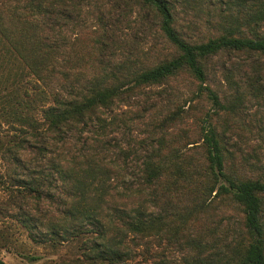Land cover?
Listing matches in <instances>:
<instances>
[{
	"label": "trees",
	"instance_id": "1",
	"mask_svg": "<svg viewBox=\"0 0 264 264\" xmlns=\"http://www.w3.org/2000/svg\"><path fill=\"white\" fill-rule=\"evenodd\" d=\"M176 2L0 0L6 205L37 243L78 240L56 264H264V0L219 1L205 41L183 36ZM132 16L173 52L150 66L159 46L129 49ZM58 199L55 219L43 203Z\"/></svg>",
	"mask_w": 264,
	"mask_h": 264
},
{
	"label": "rangeland",
	"instance_id": "2",
	"mask_svg": "<svg viewBox=\"0 0 264 264\" xmlns=\"http://www.w3.org/2000/svg\"><path fill=\"white\" fill-rule=\"evenodd\" d=\"M177 16L179 20V29L183 36L189 41H205L210 37L216 36V32L213 30V26L219 22L218 16H216V11L220 8L218 6L221 0H176ZM229 2V0H226ZM193 6V9H191ZM189 12V14H187ZM135 16V15H134ZM134 16L131 17V22L121 23L117 25V34L125 39L129 44V49H135L134 53L148 52L155 44L159 46L161 55L154 54L151 52L148 56L151 58L149 64L154 65V60H163L168 54L173 52V48L169 45H164V40L155 38L157 29H154L149 34H144L142 32H137L134 34L129 26L134 28ZM113 21V19H110ZM190 21L197 22L196 26L189 27ZM90 28L84 31L85 35H93L92 30L95 28L93 22L89 23ZM115 29V28H114ZM117 30V29H116ZM73 31L69 32L70 36H74ZM160 58V59H159ZM223 61L229 68H232L234 62H239L241 59L232 55L230 58L223 56ZM216 75L221 79L223 84L227 86V82L224 76L219 70H217ZM3 73H0V141L6 142L8 139L12 138V112L10 110L12 106L8 103V100H12V82H2ZM176 88V86L174 87ZM188 92L187 89H184ZM142 97V96H141ZM188 95L181 94L178 96L177 91L174 92V99L178 101V104H184L182 99L187 98ZM180 99V100H179ZM139 101H142L141 99ZM190 107V103L185 106V109ZM3 110V111H2ZM261 110H257L255 107H248L243 118L246 122H256L258 118L257 114ZM193 116L195 113L193 111ZM192 120V119H190ZM193 122V121H192ZM197 127L196 124L192 125V129L189 134L193 136L192 130ZM193 138V137H191ZM236 140V137H234ZM198 145V144H197ZM195 145H190L193 147ZM241 146L246 149V144L241 143ZM7 163L0 158V257L7 264H56L62 262L75 261L80 257V252L78 251V240L73 242L62 243L61 245L53 246L50 242L37 243L32 240L29 236V231L18 219L16 211H12V202L6 205V201L10 200L12 196V183L8 178ZM13 189V190H12ZM57 195L60 194V190L57 191ZM58 199L57 201L50 202L46 201L43 203V210L47 212V215L55 216L57 219L60 216V210H63V206ZM218 219V214L223 215L222 211L216 210L213 213Z\"/></svg>",
	"mask_w": 264,
	"mask_h": 264
}]
</instances>
